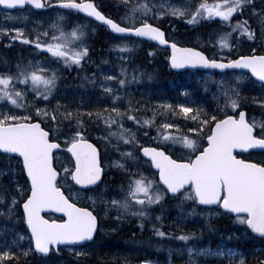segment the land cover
Segmentation results:
<instances>
[{"label": "snow or ice", "instance_id": "obj_1", "mask_svg": "<svg viewBox=\"0 0 264 264\" xmlns=\"http://www.w3.org/2000/svg\"><path fill=\"white\" fill-rule=\"evenodd\" d=\"M168 0H160V3L153 5L155 12L149 5V0H141L128 13L125 20L131 18L130 26H123L121 22L109 18L101 12L94 0H0V6L7 9H24L25 6H34L35 9L51 8L55 5L63 9L78 10L87 13L98 21L105 22L115 33H134L138 37H147L158 41L161 45H169L171 54L169 56L170 66L183 68L185 66H204L218 69L239 70L240 75L233 77V82L221 80L218 82V89L224 97V104L218 105L222 118L213 115L203 108L197 106L195 110L186 106L185 103L172 105L164 103L162 108L172 111L173 115L182 114L186 119L194 123L193 127L187 128V134L180 132L178 123H163L157 125V138L161 140L162 146L151 147L141 146L140 151L150 157L147 163L154 166L158 172V179L149 176L138 168L128 176V187L122 199L113 198L110 201L103 196L100 199L107 207L117 209L116 219L122 220L124 214L128 213L138 216V221L143 227V218L146 217L148 206L161 202L168 194L173 197L179 195L181 203L191 200L201 205L216 206L229 215L234 214L235 220L251 232L264 237V159L256 162L254 159L242 158L235 152L241 150H260L264 152V121L255 117H248L242 107L243 97L240 95L238 84L244 76V70L264 83V52L256 54L253 48L250 55H238L233 59L221 57L220 59L209 58L203 51L192 47H182L177 42H172L165 37V32L152 23L148 22L147 14L152 12V17L159 18L167 14L188 19L195 23L200 19L221 18V23L230 28L229 32H221L218 36V43L221 49L231 48L228 42L233 33L238 36L246 35L248 39L254 40L256 30L244 17V11L251 6L253 15L258 16L262 39H264V10L257 9L253 0H199L194 9L187 4L172 5L167 7ZM141 10V22L136 23L135 12ZM233 14L241 18L233 22ZM65 17L58 16L50 25L52 35L44 30L37 32L35 37L29 38L24 35V29L16 27L12 29L0 27V34L14 32L11 40H22L34 44L37 49H46L56 63L64 65H81L88 58L89 47L85 43L86 33L83 26L74 24L67 31L63 21ZM121 51L129 50V45H115ZM127 59V57H124ZM40 61L27 62L17 61L15 71L9 69L0 72V150L2 154H18L16 157L20 165V172L26 173L25 184H21L16 178L15 169L8 175V185L0 191V205L6 204L7 212L0 210V216H15V210L22 206V217L30 229L27 237L29 247L21 248L19 241L26 237L15 232L14 229H7L14 234L11 241L3 239L0 241V264H7L8 261H19L20 256L27 257L31 252L47 254L51 250L59 251V245L71 246L77 242L91 241L98 228V218L89 207H81L74 202L81 195V191L87 192L84 187L77 192L66 195L62 186H58L60 173L53 166V149H60L61 144L57 141L61 136L67 145L68 151L75 159L74 168L71 170V178L76 185L93 186L101 180L104 168L101 163V151L97 144L93 143L85 135L87 127L83 117L86 115L90 120H102L108 129V134L97 139H102L110 144V137H116L118 142L139 145L141 142L136 138L135 133L124 127V120L134 121L137 125H152L155 121L156 112L153 111L151 118H138L133 112L138 111L133 107L131 98L127 100V108L121 110L119 107L85 109L78 106L70 109L60 105L49 110L47 105L38 107L27 99L28 91L34 92L35 97H42L47 101L57 88V69L52 66L42 67ZM120 73L127 77L128 73L121 67ZM87 79V78H85ZM132 80L137 79L135 74ZM105 80H117V77H105ZM126 80L118 79V85L124 86ZM105 93L111 94V100L116 103L121 99L119 90L111 85L104 87ZM255 99V98H254ZM264 106V99L256 100ZM24 110L23 115L18 114ZM226 110H232L235 114L229 115ZM31 113H35V117ZM43 118V119H41ZM75 120V126L69 124L67 133L57 131L63 125V121ZM46 121H54L48 124ZM112 125H116L115 129ZM207 126V132L204 131ZM175 128L176 132L167 131ZM50 132L52 133L50 135ZM147 133H145L146 135ZM198 134V135H193ZM203 140L205 143H200ZM168 142L172 144H183L191 155L187 158L179 156L174 158L165 148ZM206 145V146H205ZM119 151V145H113ZM121 157L136 159L133 153L125 150L120 153ZM120 168L128 171L125 164L120 160L115 161ZM63 171L69 173L68 168ZM7 169H0V177H3ZM30 181V184L27 182ZM70 196L72 197L70 199ZM93 207L96 204V197L89 196ZM133 202L140 206L132 211ZM45 208L55 209L56 212L64 214L61 219H45L41 211ZM17 220L20 217H16ZM160 220V216L156 217ZM153 231L159 237L166 233L155 224ZM6 229L0 226V234ZM170 235V233H168ZM195 232L181 234L178 239L188 241ZM16 250L13 251L12 249ZM180 251V250H177ZM188 259L185 264H199L198 256H213L222 258L225 264H246L245 255L238 248H218L213 251L211 248H193L186 246ZM261 258H257V264H264V250ZM171 252V250H170ZM19 253V255H18ZM80 253H77L79 255ZM140 264H153L152 261L144 260ZM171 264V261H170Z\"/></svg>", "mask_w": 264, "mask_h": 264}, {"label": "trees", "instance_id": "obj_2", "mask_svg": "<svg viewBox=\"0 0 264 264\" xmlns=\"http://www.w3.org/2000/svg\"><path fill=\"white\" fill-rule=\"evenodd\" d=\"M94 2L106 16L117 22H121L123 26H130L131 18L127 20L123 19L129 10L126 5L115 2L114 0H94ZM253 5L257 9L264 10V0H253ZM23 16L27 19L25 23L27 25L31 20L30 16L38 15H29L27 12L16 13L14 17L10 18L11 20L5 15L0 16V22L5 24L14 22L23 25ZM42 16L43 15H40L38 17ZM48 16L51 18L52 23L58 16L65 17L66 15L59 11H54L49 13ZM135 16L141 17L139 10L135 12ZM244 17L248 19L250 25L256 30L255 39L250 40L246 35L238 36L237 33H233L229 38L233 50L227 57L230 56L235 59L238 55H250L252 54L251 50L253 48L256 50V54L264 52V39H262L259 18L252 14L251 6L245 9ZM72 18L75 20L77 19L74 16H72ZM147 18L148 22L150 21L149 23L158 27L161 26V29L166 31L168 39L172 42H177L181 46L197 48L198 50L203 51L209 58L220 59L219 56L221 54L218 53L217 48H211L209 45L216 44V46H218L219 34L221 32L231 31L230 28L221 23V19L215 18L206 20L202 19L195 23H190L186 18H165L161 23L157 22L153 17ZM240 18L239 15L233 14V22ZM66 20L67 17L65 18V22H63L65 30L68 29L66 27ZM140 20H136V23H140ZM51 23H49V25ZM95 25V23L92 24L89 32L85 31L86 36L84 40L89 47V53L88 58L79 66L74 64L68 66L63 63H56L54 58L45 54L42 55L38 50L36 54V52H33L34 49L29 48L27 43L24 44L23 41L19 43L17 42L10 47H6L3 42L0 43V69L3 72L8 71L9 69L14 72L16 70L15 65L17 61L24 60L27 62L29 58L37 55V59H43L59 70L57 72L59 79L53 98H56L58 94H72L79 90L82 93H98L103 99L105 97L109 99L111 94L105 93L104 89L101 87L102 84L104 85L102 79L105 76L117 77V80H111L109 85L128 96L132 97L134 95L135 99L141 100L142 102V104H140L141 106H138L134 104L135 99L132 100L133 107L138 109V111L132 113L133 115L144 119L151 118L154 110L156 112L155 121L152 125H137L134 121L125 119L126 127L135 132L136 135L142 138L147 146L151 147L162 146L161 140L157 138V125H162L165 122L178 123L182 134H187V128L194 126V123L191 120L186 119L182 114L173 115L171 110L162 108L161 105L164 103H170L174 106L180 103H185L186 106L192 107L193 110L199 106L205 111L222 118V113L218 110V105L222 106L224 102H217L216 94L219 89L210 82L211 78L206 77L205 73L186 72L176 74L172 72L168 66V51L162 50L146 42L113 37L106 31V29ZM49 30L52 35L50 28ZM173 39L175 41H173ZM239 41L247 46L239 45L237 43ZM124 44L130 46L129 50H126L125 52L128 57L126 68L124 67L128 73L127 77L122 76L120 73V69L123 66L117 58L119 54L115 47V45L123 46ZM133 74L137 76V79H131ZM119 78H124L126 80L124 86L118 85ZM181 80H183V82H181ZM240 85H244L243 80L238 84V87H241ZM259 88L264 92V87ZM38 101L39 100H37V102ZM50 101L52 102V100ZM242 107L244 109L246 108L244 105H242ZM48 109L52 110V108ZM226 111L229 115L235 114L229 110ZM248 112L250 115L256 114V116H259L264 114V108L259 106L257 108H249ZM33 118H37L35 117V113L33 114ZM83 119L85 126L87 127L85 135L97 144L101 151L103 167L106 169L103 184L97 189L88 192L89 195H87H95L96 202L98 196L122 199L126 193L121 190V186H123L124 189H127L128 176L134 169L132 166L129 167L128 171H121L119 168H115L114 170L109 169L106 164L107 161L110 159H116L117 155L114 153V150H110L111 154L109 155L107 149L116 144L115 141H117V138L114 136L110 137L111 143H104L102 139H97L98 137H103L108 134V129L103 124L102 120H90L86 115ZM46 123L53 124L55 122L46 121ZM69 124L73 126L74 130L75 120H65L63 121V125L57 131V135H60V132L67 133ZM112 128L115 129L116 125H112ZM207 130L208 128L206 126L204 131L207 132ZM167 131L176 132L177 130L173 128L168 129ZM145 133L147 134L145 135ZM193 135L195 136L198 134ZM59 140H63V146L67 147L63 136H61ZM168 145L165 148L166 151H169ZM174 158H176V156H174ZM69 161L70 165L73 166L71 160ZM140 162L147 167L148 173L155 176L157 179V175L152 171L150 164L142 159H140ZM0 169H7L9 171L15 169L17 174L16 178L27 187L24 174L20 172V165L16 159H8L0 155ZM6 182H8V179H6ZM60 186H62L66 195L69 191H78L70 180L69 175L62 178ZM71 198L72 197L70 196V199ZM74 202L79 203L81 207H89L90 210H93L98 216L100 229L92 246L104 247L107 241L119 242L117 248L132 247L139 249L142 252H146L149 260H152L154 264L157 262L156 257L162 255L163 252L167 250L164 249V247L168 248L171 245H177L179 250L181 245H184L185 247L191 246L196 249L207 247L211 248L213 251H215L218 246L225 250L228 248H238L243 251L246 264H257V258H261V252L258 250H264V240L252 236L244 225H236V220L233 217L225 215L221 211H217V209H199L196 202L191 200H189V204H186L187 200L180 204V201H176L166 196L162 203L153 204L146 208V211L150 212L148 213L149 215L143 218V227L138 223L141 218L133 215H125L122 220H114L113 216L116 215L117 217L118 215L117 209L114 207H107L106 205L101 206L99 204H95L93 207L92 201L87 202L80 198H76ZM98 210H105L106 215H110L107 222L104 221L103 214ZM157 216H160L159 222L156 221ZM175 216L187 220L192 225V228L177 225L173 220ZM16 217H20V219L17 220ZM153 224L164 231L166 235L164 237L157 236L153 231ZM0 226H3L6 229L0 234V241L3 239L11 241L14 238V234L9 233L7 229H14L15 232H20L26 237L23 241H19L20 247H29V242L27 240L28 232L26 230L20 206H18V210H15L14 217L9 218L8 216H0ZM111 231H115V233ZM189 232H195L197 235L191 236L188 241L178 239L182 233L187 234ZM168 233H170V235H168ZM121 235H127V237L122 238ZM12 250L15 251L16 249L13 248ZM181 255L184 257L185 261L188 259L187 254ZM101 256L96 257L93 254L90 256L77 255L66 250H59L58 252H55L52 257H45L38 255L35 252H31L27 257L20 256L18 262L14 263L13 261H8L7 264H46L51 258L61 261V264H113L112 261L115 260L107 254ZM161 257L164 264L165 262L168 263V260H171V264H174L175 259H173L172 253L167 252ZM97 258L99 260L103 259L105 262H98ZM27 259H29V261H27ZM203 259L204 258H198V261L208 260L209 262L206 264H225L224 260Z\"/></svg>", "mask_w": 264, "mask_h": 264}, {"label": "rangeland", "instance_id": "obj_3", "mask_svg": "<svg viewBox=\"0 0 264 264\" xmlns=\"http://www.w3.org/2000/svg\"><path fill=\"white\" fill-rule=\"evenodd\" d=\"M114 1L118 2V3H122V4L126 5L129 8V10L125 14L124 18L128 16L129 11L136 4L141 2V0H114ZM198 2H199V0H168V4L166 6L167 7H171L172 5H181V6H183L184 4H187L190 8L194 9L195 5ZM209 2L211 3L212 0H209ZM158 3H160V0H149L150 7H152L153 5L158 4ZM137 10H139V9H137ZM155 10H156L155 7H152V12H155ZM139 11L141 13V10H139ZM152 12H149L147 14V17L151 18L152 17ZM30 14H33V13L30 11L29 15ZM42 15L43 16L41 18H37L35 16H30L32 23H31V25L23 28L24 29V35H26L28 33L36 34L38 31L42 32L44 30H49L48 25H49V23H51V18H49V16H48L49 13H45V14H42ZM66 17H67L66 27L68 29H70L74 24H80V25L83 26L84 31H88L89 32V30H90V28L92 27V24H93L92 22H90L88 20H85L83 18H77L75 20L68 14H66ZM135 17H136V20H140V18H141V17H137V16H135ZM165 18L180 19V18H183V17H177V16H173L171 14H167L165 16H161L159 18H155V20L157 22L161 23L163 21V19L165 20ZM215 19H221V18L215 17ZM200 20H202V19H200ZM200 20H198V21H200ZM203 20H206V19H203ZM140 22H141V20H140ZM95 26H99V25L96 24ZM159 27H161V26H159ZM5 28L12 29V28H16V27L9 25V26H6ZM94 31H95V28H94ZM12 35H15V33L10 31L8 33L0 34V37H2V36H12ZM107 39H109V38H107ZM173 41H175V40L173 39ZM237 43L239 45H241V46H247V45L243 44L241 41H239ZM209 46L211 48H213V47L217 48L218 53L221 54L219 56V58H221L222 56L223 57H227L230 54V52L233 50L232 47L231 48H223V49H221L220 46H219V43H218V46H216V44L209 45ZM182 47H188V46H182ZM116 50L119 53L117 58L120 60L121 65L126 68L127 60H128V57L125 54L126 51L122 52L121 49L117 48V47H116ZM166 51H168L169 56H170V50H166ZM41 54L42 55L46 54L48 56H51V54L48 53L46 49H43L41 51ZM124 57H127V59H124ZM36 61H40V60H35V59L33 60V62H36ZM40 62H42L41 63L42 67L52 66L51 64L43 63V61H40ZM168 66H169L170 70L172 71V69L170 67V64H169V59H168ZM58 71L59 70H57V72ZM0 72H3V71L0 69ZM244 76L241 79V81L243 80L244 85L243 86L240 85L241 87H239L240 95H241V97L244 98L243 102H242V105H244V107H246L245 109H247V110L249 108H257L258 106L264 108V106H262L261 104L256 102V100L264 99V92L259 88L258 84L252 83L250 80L246 79ZM105 77H108V76H105ZM105 77L102 79V81L104 83V87H107L111 83V80H105ZM233 77H234V75H231V76H228V75L219 76L218 78H216L214 76H211L210 77L211 78L210 82L212 84H214L218 88V82L223 80V81H227L228 83H232L233 82ZM181 82H183V80H181ZM144 90H145V88H144ZM120 93H121V91H120ZM54 95H55V91H54L52 96L48 97L47 101H43L42 97H35L34 92L29 90L27 99L29 101H32L33 103H35L36 106H45V104H46L48 108H52V109H55L57 107V101H59L61 106H64V107H67V108H75L76 109L78 106H82L85 109H96V108H101L102 109L105 106H108L109 108L110 107H119V108H121V110H124V109L127 108V103L126 102H127V100L129 98H131V100L135 99L134 95L131 97V96H128V95H126L124 93H121L120 101L114 103L111 100V98L107 99L105 97L103 99L102 96L100 94H98V93H94V92L91 93V94L82 93L79 90L77 92H73L72 94H66V93L58 94L56 96V98H53ZM216 97H217V102H220V103L224 102V97H223V95L220 94L219 91L217 92ZM37 100H39V101L37 102ZM50 100H52V102ZM134 104L139 106L140 104H142V102H141V100L135 99ZM229 111L233 112L232 110H229ZM18 114H21V115L25 114L24 110H19ZM31 114L33 115L34 113H31ZM250 117H255L259 121H264V114H261L259 116H256V114H255V115H251ZM124 127L127 128L125 120H124ZM135 135H136V133H135ZM136 138L138 140H140V142H141L139 145H133L131 143L125 144L123 141H119L118 142V140L115 141L116 142L115 145H117V144L119 145V151H117L115 147H111V148H109L107 150H108V154L109 155L111 154L110 150H114V153L117 155V158L108 160L107 163H106L107 167L109 169H111V170H114L115 168H119V170H121V171L125 170L124 168H120L119 166H117L115 164V161L120 160L121 163L125 164V166H126V168L128 170H129V167L132 166L134 170L138 168L139 170L143 171L145 174H147L149 176H152V175H150L148 173L147 167L140 162V158H139V155H138V152H139L141 146H145L146 144L143 142L142 138L139 137L138 135H136ZM103 142L105 143L104 140H103ZM125 150L131 151L133 153V156L136 159H132L130 157L122 158L120 153L124 152ZM168 150L170 151V153L174 154L175 156L188 157L189 155H191L190 150H188L183 144H180V143H176L174 145L171 142H169ZM253 159L261 160V159H264V157L254 156ZM57 166L61 170V173H62V175L64 177H67L70 174L71 165L69 164V160H68V158L65 155H58L57 156ZM64 168H68L69 169V173L66 174L63 171ZM9 173H10V171L6 172V174L3 177H0V185H3L4 187L8 186L7 185L8 182H6V179H8L7 177L9 175ZM20 183L22 184V182H20ZM0 191H3V187H0ZM90 196L96 197L95 195H90ZM166 196L164 197V199L161 202H159V204L162 203L165 200ZM88 197L89 196L87 194L81 192V195L78 198H80L82 200H85L87 202H91V200L88 199ZM100 197L101 196H98L96 205L99 204V205L103 206L105 204L100 199ZM104 198L109 200V201L111 199H113V198H109L108 196L104 197ZM179 201H180V204H182L181 203V199ZM188 202H189V200H187L186 204H189ZM148 207H150V206H148ZM139 208H140V206L136 205L133 202L132 210H138ZM0 210L4 211L6 213L7 212L6 204L0 205ZM16 210H18V207L16 208ZM144 210H146V209H144ZM98 211L103 214V219H104V221L107 222V220L110 218V215L109 214L106 215L105 210H98ZM125 214L126 215H130L128 213H125ZM4 216H6V215H4ZM113 219L114 220H118V219H116V215L113 216ZM173 220H174V222L177 225L186 226L187 228H192V225L187 220H185V219H183V218H181L179 216H175L173 218ZM159 221H157V222H159ZM109 222H112V221H109ZM235 224L238 225V226H242L238 222H235ZM111 232L115 233V231H111ZM121 236H122V238L123 237H127V235H121ZM118 245H119V242L107 241L105 243L104 247L103 246H90V247H87L85 249L70 250L69 252L75 253V254L80 253V255H87V256H90V255L93 254L96 257L97 256H101L103 254H107L111 258L115 259L114 261H112L113 264H139L141 261L149 260L148 254L146 252H142L139 249L132 248V247H130L132 249L127 248V247L126 248H117ZM164 249H167V250L165 252H163V254H162L163 256H164V254H166L167 252H170V250H171L170 253H172L173 259H175L174 260V264H185V259L181 255V254H187L186 247L184 245L180 246V251H177V250H179L177 245H171L168 248L164 247ZM18 255H19V253H18ZM162 255L156 257L157 262H155V264L156 263L157 264H164L163 261H162L163 259H161ZM143 256H145V257H143ZM198 258H204V259H209V260H211V259L223 260L222 258H217V257H213V256H198L197 259ZM27 261H29V259H27ZM149 261H152V260H149ZM170 261L171 260H168V263L165 262V264H170ZM13 262L16 263L17 261H13ZM98 262H105V260H103V259L99 260L98 259ZM207 262H209V261L208 260L199 261V264H206ZM61 263H62L61 261L56 260L55 258H51V259H49L46 262V264H61ZM153 264H154V262H153Z\"/></svg>", "mask_w": 264, "mask_h": 264}, {"label": "water", "instance_id": "obj_4", "mask_svg": "<svg viewBox=\"0 0 264 264\" xmlns=\"http://www.w3.org/2000/svg\"><path fill=\"white\" fill-rule=\"evenodd\" d=\"M27 7H30V6H25L24 9H26ZM0 8L3 9V10H5V11H11V12H12V11H16V10H24V9H19V8H15V9H7V8H5V6H0ZM30 8H32V9H33L34 11H36V12H41V11H46V10H51V9L69 10V9H63V8H61V7L58 6V5H55V6L51 7V8H45V9H35L34 6H31ZM75 11H77L81 16H83V17H85V18H88V19H90V20H92V21L94 20L98 25L107 28L108 32H109L110 34H112L113 36H116V37H122V38H123V37H125V38H134V39H138V40H141V41L150 42V43H152V44H154V45L159 46V47L162 48V49L170 50V54H171L170 44H169V45H161L158 41L151 40V39H149V38H147V37H138V36H136L134 33H132V34H129V33H123V34L115 33L112 29H110V27H109L105 22H103V21H98V20H96L94 17L89 16L87 13H83V12H80V11H78V10H75ZM165 37H166V35H165ZM169 63H170V61H169ZM172 68H173V67H172ZM173 69H174L175 71H181V70H186V71H212V72H218V73H225V72H239V70H235V71H234L233 69H218V68L204 67V66H200V65L195 66V67H192V66H185V67H183V68H173ZM244 73L249 74V73L247 72V70H244ZM249 76H251V75L249 74ZM251 77H252V76H251ZM252 78H253L255 81H257L258 83H260L262 86H264V83L259 82L257 78H255V77H252ZM246 113H247V112H246ZM62 150H63V147H62V146H61L60 149H53V166H54V155H55L56 153H58V152H61ZM67 151H68V150H67ZM235 152H236L237 154H239V155H249V154H251V153H260V152H262V151H260V150H253V149H248V150L236 149ZM0 153L2 154V150H0ZM68 153H69L70 157L72 158L73 163H75V159H74V157L72 156V154H71L69 151H68ZM10 156L17 157L18 154H10ZM140 156H141L143 159L147 160V161L150 160V157H146L141 151H140ZM152 169H153L154 172L158 173L157 170H155V168H154L153 165H152ZM104 175H105V171H103V173H102L101 180L97 182V185H93V186H80V185H76L75 182H74L73 180H72V181H73V183L75 184V186H76L77 188H79L80 190H82L84 187H87V188H88V191H90V190H93V189L99 187V186L102 184L103 179H104ZM25 176H26V173H25ZM57 179H58V184H59V182H60V175L58 176ZM28 182H29V184H30V181H28ZM169 196H170V197H173L172 194H169ZM178 196H179V195H177V196H175V197H178ZM175 197H173V198H175ZM197 204H198V203H197ZM198 206L201 207V208H214V207H216V206H206V205H201V204H198ZM41 215H43L44 217H46V216H48V215H51V216H56V217H60V218H66V217H64V214H63V213L56 212L55 209H48V208L43 209V210L41 211ZM231 215L235 216L234 214H231ZM45 219H46V218H45ZM25 223H26V222H25ZM26 227H27V224H26ZM27 229H28V227H27ZM98 229H99V221H98V228H97V231H96V233L94 234V237H93V239H92L91 241H87V242H77L76 245L71 246V248L83 247V246H86V245H88V244L93 243L94 240H95L96 237H97ZM248 230L251 232L250 229H248ZM28 231H29V234H30V229H28ZM251 233H252L255 237L264 240V237L260 236L259 234H255V233H253V232H251ZM55 247H59V249H61V248H70V247H68V246H64V245H59V246H55ZM51 252H52V250H51L49 253H47V254H43V253H39V254H42V255H50ZM37 253H38V252H37Z\"/></svg>", "mask_w": 264, "mask_h": 264}, {"label": "bare ground", "instance_id": "obj_5", "mask_svg": "<svg viewBox=\"0 0 264 264\" xmlns=\"http://www.w3.org/2000/svg\"><path fill=\"white\" fill-rule=\"evenodd\" d=\"M53 11H57V9H54V10H50L48 13H51V12H53ZM33 14H36V15H42V13H39V12H35V11H31ZM65 12H66V14H68V15H70L71 17L72 16H74V17H76V18H83V19H85V20H88V21H90V22H93V23H95V24H97L94 20L92 21V20H90V19H88V18H85V17H82L77 11H75V10H65ZM139 15V14H138ZM137 15V16H138ZM38 16H35V17H37V18H41V17H38ZM184 29V28H183ZM182 29V30H183ZM184 31V30H183ZM181 32V31H180ZM182 33H184V32H182ZM193 48V47H192ZM201 51V50H200ZM206 55V54H205ZM22 57V56H21ZM170 64V63H169ZM171 67V66H170ZM171 69H172V72H174V73H176V74H181V73H186V70H181V71H175L172 67H171ZM247 113H249L248 112V110L247 109H244ZM98 147V146H97ZM14 227V226H13ZM263 240V239H262Z\"/></svg>", "mask_w": 264, "mask_h": 264}, {"label": "flooded vegetation", "instance_id": "obj_6", "mask_svg": "<svg viewBox=\"0 0 264 264\" xmlns=\"http://www.w3.org/2000/svg\"><path fill=\"white\" fill-rule=\"evenodd\" d=\"M143 257H145V256H143Z\"/></svg>", "mask_w": 264, "mask_h": 264}]
</instances>
